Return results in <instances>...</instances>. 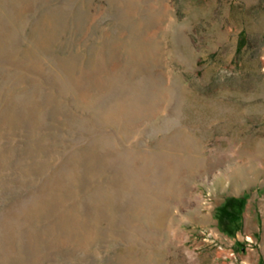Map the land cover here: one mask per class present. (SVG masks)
<instances>
[{"label": "rangeland", "instance_id": "374dc122", "mask_svg": "<svg viewBox=\"0 0 264 264\" xmlns=\"http://www.w3.org/2000/svg\"><path fill=\"white\" fill-rule=\"evenodd\" d=\"M0 264H264V0H0Z\"/></svg>", "mask_w": 264, "mask_h": 264}, {"label": "trees", "instance_id": "16d2710c", "mask_svg": "<svg viewBox=\"0 0 264 264\" xmlns=\"http://www.w3.org/2000/svg\"><path fill=\"white\" fill-rule=\"evenodd\" d=\"M244 44V36H242L240 38V42L239 45L242 46ZM237 201L236 203V209L234 210H227V215L223 216V219L225 220V224L230 228V227H234L237 226L236 222L238 220V217L240 216V212L238 211L240 209V201L239 199H235ZM232 213V214H231Z\"/></svg>", "mask_w": 264, "mask_h": 264}]
</instances>
